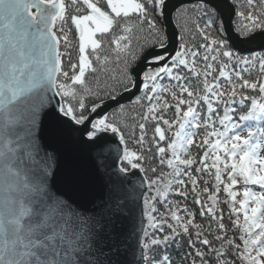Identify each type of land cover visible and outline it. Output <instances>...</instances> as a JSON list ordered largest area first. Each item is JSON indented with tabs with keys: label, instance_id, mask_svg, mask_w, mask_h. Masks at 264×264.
I'll return each mask as SVG.
<instances>
[{
	"label": "snow or ice",
	"instance_id": "snow-or-ice-1",
	"mask_svg": "<svg viewBox=\"0 0 264 264\" xmlns=\"http://www.w3.org/2000/svg\"><path fill=\"white\" fill-rule=\"evenodd\" d=\"M129 239L264 264V0H0V264Z\"/></svg>",
	"mask_w": 264,
	"mask_h": 264
},
{
	"label": "water",
	"instance_id": "water-1",
	"mask_svg": "<svg viewBox=\"0 0 264 264\" xmlns=\"http://www.w3.org/2000/svg\"><path fill=\"white\" fill-rule=\"evenodd\" d=\"M76 161L77 163L87 169V170H91L94 165L98 164V161L95 160L94 156H89L87 153L84 154H80L76 157ZM100 173L101 176H103V169H100ZM69 195H72V193H68ZM101 195V192L97 189V191L95 192L94 198L96 199V202L99 203V196ZM77 199L79 200V202L81 203H87V201L79 199V197H77ZM88 207H91L90 204L87 205ZM119 243V242H118ZM133 241L131 239L123 242V243H119L120 246V254L116 255L115 253L112 254L111 258L114 260H119L120 264H135V260L133 259L132 256V251H131V245H132ZM105 251L107 252V249H105Z\"/></svg>",
	"mask_w": 264,
	"mask_h": 264
}]
</instances>
